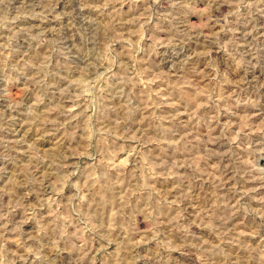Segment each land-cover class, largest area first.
<instances>
[{
    "label": "rangeland",
    "instance_id": "374dc122",
    "mask_svg": "<svg viewBox=\"0 0 264 264\" xmlns=\"http://www.w3.org/2000/svg\"><path fill=\"white\" fill-rule=\"evenodd\" d=\"M0 264H264V0H0Z\"/></svg>",
    "mask_w": 264,
    "mask_h": 264
}]
</instances>
